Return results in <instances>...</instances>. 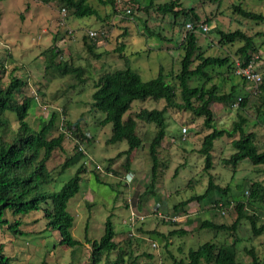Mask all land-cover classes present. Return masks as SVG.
Masks as SVG:
<instances>
[{
	"label": "rangeland",
	"instance_id": "374dc122",
	"mask_svg": "<svg viewBox=\"0 0 264 264\" xmlns=\"http://www.w3.org/2000/svg\"><path fill=\"white\" fill-rule=\"evenodd\" d=\"M166 0H154L161 3ZM90 2L98 9L99 17H61L59 7L54 0H0V85H5L13 73L20 77L25 84L17 99L23 96H35L36 105L30 106L27 120L31 127L37 129L41 119L47 117L48 108H57L60 115L74 122L80 119V129L87 132L89 139L85 140L86 150L93 161L84 155L73 161L62 173L58 172L59 165L66 157L74 154V138L65 133L61 148H56L49 160L47 168L51 180L46 189L57 190L75 172L76 167L85 163V171L80 175L79 190L67 201V210L73 216L71 227L72 238L79 240L80 244L72 257L71 248H63L60 243L58 230L50 229L46 225L49 210H31L20 215L22 224L20 229L23 235H14L6 229H0V244H4V252L12 257V264H82L88 260L90 244L86 236L98 239L103 233L104 222L111 214L113 226L117 232L115 241L122 243L128 235V205L133 203L144 220L137 222L133 229L131 247L137 257L138 264H181L190 247L195 248L206 240L232 241L234 236L239 238L238 257L248 263L249 257L242 251L243 246H254L262 254L264 248L263 236H252L248 220H241L233 236L225 232H213L199 228L203 219L230 224L236 216L234 203L227 206L224 214L218 209L211 208V203L190 201L177 209L173 205L194 194H201L205 190L208 178L211 175L215 183L221 186L229 185L228 197L242 195L248 184L258 181L264 184V166H254L248 160H241L237 167L226 163L233 148L231 138L222 136L214 141L212 149L211 168L204 169V156L198 152L203 137L210 129L203 124V118L193 115L190 111L177 108H167L165 113V136L157 148V170L154 183V194H142L148 184L151 159L148 154V142L157 129L154 123H147L135 114L141 108H162L164 101L145 99L133 100L130 109L124 114L135 117L137 133L142 138L140 147L132 151L129 167L126 170L124 155L116 154L127 147L125 140L113 143L107 142L111 133V124H103L101 119L104 113L91 106V93L97 76L104 70L125 68L124 60L115 51L118 41L123 39L126 44L122 50L127 53L128 66L137 71L142 80H149L158 74L159 65L173 85H176L175 74L180 67L183 50L179 43L185 34V23L192 20L187 15L174 20L172 12L166 14L159 12L154 6H147L149 0H115L116 8L101 5L96 0ZM178 8H187L198 15L199 20L194 22V32L197 42L205 54L224 55L234 54L238 43L234 45L219 46L215 35L197 30L200 24L209 25L214 21L222 30L228 31L242 28L254 34L264 31V24H254L233 13L232 2H242V5L254 11L264 13V0H177ZM127 8H131L127 12ZM207 17L211 20L208 21ZM62 21V23H61ZM174 21L176 23H174ZM184 22L183 25H181ZM68 29L71 32H68ZM88 30H96L98 35L88 37L94 45L96 56L90 54L84 46L83 35ZM159 32L163 38L147 35L148 32ZM259 42L262 37H259ZM55 45L60 52L58 60H67L75 66L83 68L86 78L84 83L68 86L73 79L69 75H60L56 69L45 70L46 56L43 51ZM147 49L139 55H131L130 51ZM261 59L258 61L259 69L264 71V48L258 51ZM227 75L225 67L216 69ZM213 81L218 79L214 77ZM195 81L192 82L194 84ZM231 81L226 80L223 88L228 89ZM224 89V90H225ZM244 89L249 93L247 105L227 108L221 102H213L210 107L213 111L215 124L218 127L230 128L236 113L239 112L248 121L247 129L255 135L259 149H264V121H259L254 104L257 100L250 83ZM64 110V111H63ZM12 126L16 120L11 113L7 114ZM186 127L184 135L182 128ZM63 127L60 120L49 133V137L56 136ZM64 130V129H63ZM88 156V157H89ZM75 158L73 157L72 160ZM90 162V163H89ZM94 163H99L103 170L94 172ZM93 168V169H92ZM109 168V169H107ZM111 170H115L114 173ZM133 173L130 182L123 176ZM97 176L98 181L94 177ZM247 184V185H246ZM239 185V186H238ZM246 191V190H245ZM243 199L244 196H241ZM261 219L264 220V204H256ZM133 207H135L133 205ZM261 207V208H260ZM10 216V215H9ZM162 218L164 220L162 221ZM127 224V225H126ZM142 225L141 229H135ZM183 228L187 234L169 233L172 229ZM156 230L167 236V243L163 247V240L159 236L149 237L148 231ZM150 241L157 246L152 247ZM74 248V247H73ZM144 253L150 254L145 255ZM115 257V251L109 255ZM101 264V263H99Z\"/></svg>",
	"mask_w": 264,
	"mask_h": 264
},
{
	"label": "trees",
	"instance_id": "16d2710c",
	"mask_svg": "<svg viewBox=\"0 0 264 264\" xmlns=\"http://www.w3.org/2000/svg\"><path fill=\"white\" fill-rule=\"evenodd\" d=\"M49 2L51 0H43ZM59 9L62 7L66 10V16L71 17H99L98 9L90 0H54ZM101 5H108L112 10L116 8L115 0H96ZM154 0H149L147 6H154ZM177 0H166L161 3H155V9L161 13L172 12L174 20L179 18L181 14L189 16L194 22L199 20L198 15L187 8H178ZM131 10V8H129ZM231 9L233 13L250 21L254 24H264V13L254 11L242 5V2H232ZM130 10L128 12H130ZM63 18H66L65 16ZM207 20L211 19L207 17ZM174 23H176L174 21ZM184 22L181 24L183 25ZM207 32L215 35L219 46L236 45L234 54L211 55L201 49L197 42V36L194 29H185V34L179 45L183 50L180 59V67L175 74L176 85H173L163 71L162 65H159L156 77L149 80H142L139 73L128 66L129 59L125 49L126 44L123 39L118 41L115 51L119 52V56L125 62V68H116L113 70H104L96 78L91 93V106L104 113L101 122L103 124H111V133L107 138V142L125 140L127 147L119 151L116 155H124V165L126 170L129 167L131 153L142 144V138L137 133V121L132 115L124 118V114L130 109L133 100H163L162 108H141L135 116L147 123H154L156 130L148 142V154L151 159L150 175L147 186L142 194H154V183L156 181L157 170V148L165 136L167 108H177L179 110L190 111L193 115L203 118V124L210 131L203 137L198 152L204 156V169L211 168L212 165V149L214 141L222 136L231 138L233 148L229 157L224 160L237 167L241 160H248L254 166H264V149L260 150L255 141V135L247 129V119L241 113H236V119L231 122L230 128L218 127L215 124L213 111L210 107L213 102H221L227 108H231L232 104L241 97L239 108L247 105L249 93L246 92L244 86L248 83L244 78L234 73L235 59H239L242 63H246L252 56L259 55L260 48H264V31H258L254 34L244 31L242 28L233 30H222L214 21L208 25ZM147 35L163 38L159 32H148ZM88 35H83L84 46L87 51L96 56L94 45L88 41ZM259 37L263 40L259 42ZM147 49L130 51L131 55H139ZM60 50L51 45L43 51L46 56L45 70L56 69L60 75H69L73 82L68 86H74L76 83L81 84L86 78L81 76L83 68L75 66L67 60H58ZM259 66V65H258ZM225 67L227 75H222L216 69ZM261 72V82L258 90L255 92L256 104L254 108L257 113L258 120L264 121V71ZM213 74L218 80L213 81ZM231 81L229 88L223 86L226 80ZM195 81L194 84L192 82ZM25 82L17 75L10 73V77L5 85H0V229L6 226V229L14 235L25 234L20 229L22 224L20 215L31 210L40 209L43 206L44 211L49 210L47 214L46 225L50 229L58 230L60 243L71 248L69 251L73 257L75 250L80 244L79 240L73 239L71 227L73 226V216L67 210V201L79 190L80 175L85 171V165L79 164L74 174L64 182L57 190H47L46 184L52 179L47 168V161L56 148L62 147L65 133L69 134L76 140H88L87 132L80 129V119L74 122L60 115L61 112L57 108H48L47 117L41 119V123L37 129L30 126L27 116L30 106L36 105L34 96H23L17 99L16 95L21 92ZM225 89V90H224ZM64 111V110H63ZM11 113L15 120L16 126H12L9 122L7 114ZM60 120L63 127L56 136L49 137L50 131ZM74 154L65 158L59 165L58 172L62 173L73 161H77L84 157L83 153L78 149V143H74ZM75 158L72 160V158ZM109 169V168H107ZM116 173L115 170H111ZM96 180L99 179L95 176ZM247 185V184H246ZM239 186V185H238ZM246 190V191H245ZM242 195L228 197L230 186L227 184L221 186L214 182L210 175L207 186L203 193L194 194L188 198L173 205L174 209L178 206L185 209L190 201L211 203V208L218 209L219 213L226 209L227 206L233 204L236 216L230 224L225 222H217L211 219H203L199 228L213 232V236L218 232H225L229 236H233L241 220H248L250 224V232L252 236H263L264 238V220L261 219L259 209L256 204H264V184L258 181H252L248 184ZM243 199L241 196H244ZM138 207V201L136 202ZM261 208V207H260ZM225 211V210H224ZM264 212V209H263ZM223 214V213H221ZM10 215V216H9ZM129 216V215H128ZM164 218H162V221ZM141 222V221H140ZM128 224V223H127ZM126 224V225H127ZM142 225H138L135 229H141ZM132 228L128 226L127 230ZM149 237L159 236L163 240V247L167 246V236L156 230L148 231ZM179 233L184 235L189 232L183 228L172 229L169 233ZM117 232L113 226L111 214H108L103 227V233L98 239L88 238L90 244V254L88 260L82 264H138L137 255L133 253L131 247L132 237L126 235L122 239V243L115 241ZM238 241L235 237L232 241H227L225 237L222 240H206L198 244L195 248L190 247L187 251L185 259H180L181 264H264V248L261 255L256 248L252 246H243L242 251L249 257L248 263H244L238 257ZM151 245V244H150ZM264 245V244H263ZM74 247V248H73ZM112 251H115V257L109 258ZM145 255H150L144 253ZM12 257L4 252V244H0V264H12ZM68 264H74L70 260Z\"/></svg>",
	"mask_w": 264,
	"mask_h": 264
},
{
	"label": "built area",
	"instance_id": "2783aa9c",
	"mask_svg": "<svg viewBox=\"0 0 264 264\" xmlns=\"http://www.w3.org/2000/svg\"><path fill=\"white\" fill-rule=\"evenodd\" d=\"M130 9L127 8V12ZM61 17L63 19V17L66 14V10L64 7H62L59 10ZM62 23V21H61ZM185 28L187 30H192L194 29V25L191 22H186L185 23ZM198 31L200 32H207L208 30V25L207 24H200L199 27L197 28ZM68 32H71L70 29H68ZM88 35L90 37L95 38L98 35V32L96 30H88ZM258 61H260L259 55H254L252 56L245 64L242 63L241 60L239 59H235L234 64H235V68H234V73L242 78H244L248 83L251 84L252 86V91L253 93H255L258 90V85L261 82V72L258 70L259 69V64ZM241 97H238V100L235 101L232 104V107H235L239 104ZM182 131L184 133V135L186 134V127L182 128ZM80 150H82L83 152L84 149L82 146L79 147ZM132 178V174L131 173H127L125 175V180L126 181H130ZM133 205L135 207H133ZM129 208V216L128 219L125 220L124 223H128V225L133 229V226L138 222L144 219L145 215L144 213L141 214L138 210L135 204L131 203L128 205ZM221 213H225L224 210L221 211ZM150 244L152 247H156L157 244L154 241H150Z\"/></svg>",
	"mask_w": 264,
	"mask_h": 264
},
{
	"label": "clouds",
	"instance_id": "9594fccd",
	"mask_svg": "<svg viewBox=\"0 0 264 264\" xmlns=\"http://www.w3.org/2000/svg\"><path fill=\"white\" fill-rule=\"evenodd\" d=\"M87 32H88V31H87ZM34 97H35V96H34ZM35 98L37 99V97H35ZM69 135H70V134H69ZM87 137L89 138L90 136H88V134H87ZM75 141L78 143V149H79L80 146L83 147V149H84L85 152H83L82 150L79 149V150L83 153V155H85V156L89 159V161H93L92 156L90 157V156H89V155H90L89 152L86 150V147H85L86 142H84L85 140L82 142V141H79V140H76V139H75ZM88 156H89V157H88ZM89 163H90V162H89ZM81 164L85 165L84 162H82ZM93 166H94V169H93V168H92V169H93L94 172H97V171H101V170H103V168L101 167V165H100L99 163H94ZM127 173H131V174H132V177H133V173H132V172L128 171ZM127 173H126V174H127ZM126 174H125V175H126ZM125 175L123 176L124 180H125ZM94 177H95V175H94ZM125 181H126V180H125ZM130 181H131V180H130ZM130 181H127V182H130ZM127 208H128V203H127ZM143 220H144V219H143ZM143 220H141V221H143ZM138 222H140V221H138ZM128 226H129V225H128ZM133 231H134V230H132V232L129 231V235H132V234H133Z\"/></svg>",
	"mask_w": 264,
	"mask_h": 264
}]
</instances>
